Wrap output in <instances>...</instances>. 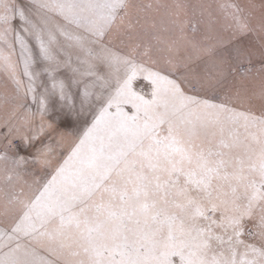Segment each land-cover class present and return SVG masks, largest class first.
<instances>
[{
    "label": "snow or ice",
    "instance_id": "1",
    "mask_svg": "<svg viewBox=\"0 0 264 264\" xmlns=\"http://www.w3.org/2000/svg\"><path fill=\"white\" fill-rule=\"evenodd\" d=\"M0 0V264H264V4Z\"/></svg>",
    "mask_w": 264,
    "mask_h": 264
},
{
    "label": "rangeland",
    "instance_id": "2",
    "mask_svg": "<svg viewBox=\"0 0 264 264\" xmlns=\"http://www.w3.org/2000/svg\"><path fill=\"white\" fill-rule=\"evenodd\" d=\"M242 2H245L246 3V2H248V0H242ZM251 2L254 3V4H256L258 6L257 9H256V14L258 15L259 12H260L259 6L262 5V4H264V0H251Z\"/></svg>",
    "mask_w": 264,
    "mask_h": 264
}]
</instances>
